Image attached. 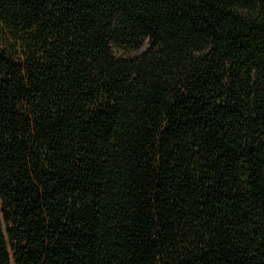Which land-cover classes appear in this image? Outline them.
<instances>
[{
  "label": "trees",
  "instance_id": "obj_1",
  "mask_svg": "<svg viewBox=\"0 0 264 264\" xmlns=\"http://www.w3.org/2000/svg\"><path fill=\"white\" fill-rule=\"evenodd\" d=\"M0 264H264V0H0Z\"/></svg>",
  "mask_w": 264,
  "mask_h": 264
}]
</instances>
